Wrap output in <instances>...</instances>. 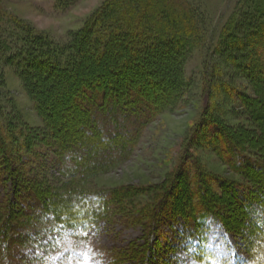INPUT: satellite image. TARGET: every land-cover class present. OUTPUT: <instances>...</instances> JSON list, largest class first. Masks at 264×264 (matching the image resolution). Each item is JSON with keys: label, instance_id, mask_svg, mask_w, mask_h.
I'll return each instance as SVG.
<instances>
[{"label": "trees", "instance_id": "16d2710c", "mask_svg": "<svg viewBox=\"0 0 264 264\" xmlns=\"http://www.w3.org/2000/svg\"><path fill=\"white\" fill-rule=\"evenodd\" d=\"M196 27L184 0H105L65 44L45 35L26 36L29 46L15 59L48 129L51 161L67 186L49 189L30 174L34 169L26 170L27 162L13 148L12 125L1 120L0 108V256L14 246L35 243L37 235L28 227L35 220L85 229L120 217L142 227L143 242L114 253L113 264H171L178 257L171 242L200 238L207 221L244 241L249 258L239 264H261L264 147L260 156L247 153L250 147L211 114L199 118L186 147L206 133L216 156L246 183L208 173L185 148L177 167L153 187H85L87 180L128 160L143 129L177 105L187 85L184 64ZM240 29L243 34L234 32V21L224 24L219 54L251 82L252 95L242 94L240 100L264 144V0L254 2ZM5 48L0 41V52ZM234 50L241 51L239 57ZM142 195L148 199L138 203L136 196Z\"/></svg>", "mask_w": 264, "mask_h": 264}, {"label": "rangeland", "instance_id": "374dc122", "mask_svg": "<svg viewBox=\"0 0 264 264\" xmlns=\"http://www.w3.org/2000/svg\"><path fill=\"white\" fill-rule=\"evenodd\" d=\"M104 1L0 0V41L6 45L0 52L1 120L5 125H12L13 148L20 160L27 162L26 170L34 169L30 174L44 181V186L49 189H60L61 186L65 189L67 183L51 161L48 129L27 93L15 58L29 46L25 43L28 34L45 35L59 45L67 43L69 35L79 30ZM184 1L194 12L197 31L184 64L187 85L183 96L173 109L164 111L143 129L128 160L87 180V189L160 184L177 167L180 157L186 156L187 139L199 118L210 114L250 147L247 153L261 155L264 147L261 136L240 100L242 94L252 95L251 82L226 55L219 54L223 49L220 35L224 24L228 20L234 21V32L243 34L240 26L251 17L256 0ZM240 52L234 50L232 53L239 57ZM6 56L14 59L11 57L6 61ZM206 136V133L202 134L201 141L189 146L188 151L208 173L246 183L245 177L232 172L216 156ZM28 140L29 147L25 144ZM213 187L219 191L217 183ZM147 199L144 195L136 196L138 203ZM121 219L116 217L113 222H101L85 229L46 225L35 220L28 226L37 235L35 243L10 248L6 255L0 256V264H113L114 253L133 244L138 247L143 242L142 227ZM3 220L2 214L0 226ZM170 247L178 256L171 258V264H202L204 260L239 264L249 258L243 240L226 233L211 221L205 223L200 238L172 241ZM195 254L200 258L195 260L192 257ZM257 256L259 263L264 264V245ZM121 264L139 263L125 261Z\"/></svg>", "mask_w": 264, "mask_h": 264}, {"label": "snow or ice", "instance_id": "6c2138e0", "mask_svg": "<svg viewBox=\"0 0 264 264\" xmlns=\"http://www.w3.org/2000/svg\"><path fill=\"white\" fill-rule=\"evenodd\" d=\"M222 247V246H221Z\"/></svg>", "mask_w": 264, "mask_h": 264}]
</instances>
